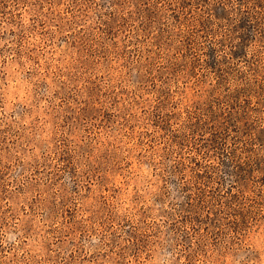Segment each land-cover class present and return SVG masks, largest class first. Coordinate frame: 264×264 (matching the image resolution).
Returning a JSON list of instances; mask_svg holds the SVG:
<instances>
[{"label":"rangeland","instance_id":"374dc122","mask_svg":"<svg viewBox=\"0 0 264 264\" xmlns=\"http://www.w3.org/2000/svg\"><path fill=\"white\" fill-rule=\"evenodd\" d=\"M0 264H264V0H0Z\"/></svg>","mask_w":264,"mask_h":264}]
</instances>
